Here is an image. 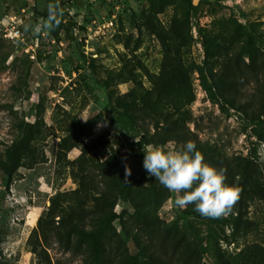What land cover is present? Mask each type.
<instances>
[{"label": "rangeland", "instance_id": "374dc122", "mask_svg": "<svg viewBox=\"0 0 264 264\" xmlns=\"http://www.w3.org/2000/svg\"><path fill=\"white\" fill-rule=\"evenodd\" d=\"M188 141L228 215L147 175ZM0 161V264H264V0H0Z\"/></svg>", "mask_w": 264, "mask_h": 264}, {"label": "clouds", "instance_id": "9594fccd", "mask_svg": "<svg viewBox=\"0 0 264 264\" xmlns=\"http://www.w3.org/2000/svg\"><path fill=\"white\" fill-rule=\"evenodd\" d=\"M144 151L143 167L147 175L176 194L177 208L193 205L196 212L207 218L229 214L238 199V190L225 183L222 170L204 161L194 142H186L179 150L149 146ZM125 171L126 175H131L129 168Z\"/></svg>", "mask_w": 264, "mask_h": 264}, {"label": "trees", "instance_id": "16d2710c", "mask_svg": "<svg viewBox=\"0 0 264 264\" xmlns=\"http://www.w3.org/2000/svg\"><path fill=\"white\" fill-rule=\"evenodd\" d=\"M204 89L211 95L215 96L217 95L216 92V82L208 83L207 81L203 82ZM4 167H7V162L0 161ZM114 219L109 218L103 220L99 225H97L94 229H79L78 235L81 239L86 240L89 242L95 251V254L97 258H100L103 254V241L106 231L111 227L113 224Z\"/></svg>", "mask_w": 264, "mask_h": 264}]
</instances>
